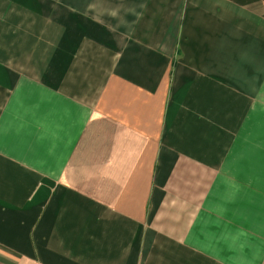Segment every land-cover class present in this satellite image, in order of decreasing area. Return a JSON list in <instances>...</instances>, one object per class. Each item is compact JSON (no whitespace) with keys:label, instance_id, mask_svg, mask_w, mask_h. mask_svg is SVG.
Returning <instances> with one entry per match:
<instances>
[{"label":"crops","instance_id":"0c3cea01","mask_svg":"<svg viewBox=\"0 0 264 264\" xmlns=\"http://www.w3.org/2000/svg\"><path fill=\"white\" fill-rule=\"evenodd\" d=\"M0 264H264V0H0Z\"/></svg>","mask_w":264,"mask_h":264}]
</instances>
